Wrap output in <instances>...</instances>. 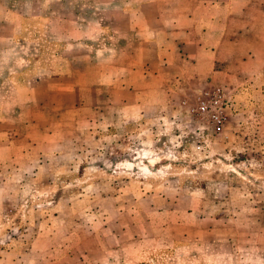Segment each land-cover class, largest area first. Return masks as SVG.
<instances>
[{
    "label": "crops",
    "instance_id": "obj_1",
    "mask_svg": "<svg viewBox=\"0 0 264 264\" xmlns=\"http://www.w3.org/2000/svg\"><path fill=\"white\" fill-rule=\"evenodd\" d=\"M213 79L249 87L251 107L227 157L187 174L194 193L239 195V258L264 264V0H0V264H83L70 136L138 121L157 135Z\"/></svg>",
    "mask_w": 264,
    "mask_h": 264
},
{
    "label": "rangeland",
    "instance_id": "obj_2",
    "mask_svg": "<svg viewBox=\"0 0 264 264\" xmlns=\"http://www.w3.org/2000/svg\"><path fill=\"white\" fill-rule=\"evenodd\" d=\"M210 85L222 86L230 100L231 115L223 133H214L188 110L197 93ZM248 88L231 90L211 80L179 98L157 135L140 133L138 121L122 133L113 127H91L70 136L80 149L68 157L83 164L78 171H67L72 182L74 177L82 181V206L76 214L73 209L69 213L73 224L84 227L83 264H246L239 258L247 253L239 249V195L227 199L220 191L205 197L194 193L192 188L203 182L187 171L212 169L206 163L220 164L216 159L227 157L223 143H235L233 117L251 107ZM233 152L238 154L235 148ZM158 159L162 161L155 164ZM218 226L237 227L236 234L226 235V229L220 234ZM249 233L244 230L242 236ZM258 245L264 255V246Z\"/></svg>",
    "mask_w": 264,
    "mask_h": 264
},
{
    "label": "built area",
    "instance_id": "obj_3",
    "mask_svg": "<svg viewBox=\"0 0 264 264\" xmlns=\"http://www.w3.org/2000/svg\"><path fill=\"white\" fill-rule=\"evenodd\" d=\"M193 101L188 108L191 116L214 133H223L231 115L230 100L225 89L220 85L207 86L197 93Z\"/></svg>",
    "mask_w": 264,
    "mask_h": 264
}]
</instances>
